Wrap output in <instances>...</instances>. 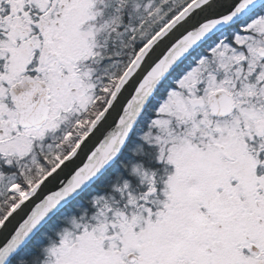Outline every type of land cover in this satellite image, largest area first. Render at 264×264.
Masks as SVG:
<instances>
[{"label": "snow or ice", "instance_id": "snow-or-ice-1", "mask_svg": "<svg viewBox=\"0 0 264 264\" xmlns=\"http://www.w3.org/2000/svg\"><path fill=\"white\" fill-rule=\"evenodd\" d=\"M0 264H264V0H0Z\"/></svg>", "mask_w": 264, "mask_h": 264}]
</instances>
